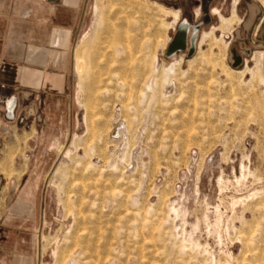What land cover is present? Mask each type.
<instances>
[{
    "label": "rangeland",
    "instance_id": "obj_1",
    "mask_svg": "<svg viewBox=\"0 0 264 264\" xmlns=\"http://www.w3.org/2000/svg\"><path fill=\"white\" fill-rule=\"evenodd\" d=\"M86 11L61 141H35L28 110L5 122L25 264H264V72L256 48L224 36L235 12L217 25L148 0ZM200 20L194 54L167 58L179 24Z\"/></svg>",
    "mask_w": 264,
    "mask_h": 264
},
{
    "label": "crops",
    "instance_id": "obj_2",
    "mask_svg": "<svg viewBox=\"0 0 264 264\" xmlns=\"http://www.w3.org/2000/svg\"><path fill=\"white\" fill-rule=\"evenodd\" d=\"M148 1L178 4L194 18L205 10L217 25L218 13L230 17L234 11L238 22L224 36L256 48L255 53L262 54L264 72V0H237L234 7V0ZM86 5L87 0H0V165L5 166V150L10 147L11 128L5 123L3 105L8 98L15 101V115L24 116L27 110L33 113L31 124L37 123L41 134L35 141H45V148L52 141H61L65 134L60 129L67 123L72 103L73 44L86 24ZM198 24L202 27L207 22L200 20ZM31 135L26 141L32 140ZM17 143L12 147L21 148ZM5 174L0 172V264H25L26 220L18 203L5 206L9 191L5 192V179L11 180Z\"/></svg>",
    "mask_w": 264,
    "mask_h": 264
},
{
    "label": "water",
    "instance_id": "obj_3",
    "mask_svg": "<svg viewBox=\"0 0 264 264\" xmlns=\"http://www.w3.org/2000/svg\"><path fill=\"white\" fill-rule=\"evenodd\" d=\"M200 27L201 26H199V24L195 26L186 23H182V24L180 23L179 27H177L175 33L172 36V39L169 42L165 56L169 58L176 53L185 52L188 32L189 30H191L193 34L189 40L191 46L187 54V57L190 58L195 51L196 37L198 32L200 31Z\"/></svg>",
    "mask_w": 264,
    "mask_h": 264
},
{
    "label": "built area",
    "instance_id": "obj_4",
    "mask_svg": "<svg viewBox=\"0 0 264 264\" xmlns=\"http://www.w3.org/2000/svg\"><path fill=\"white\" fill-rule=\"evenodd\" d=\"M10 101V102H9ZM4 105V118L5 121L11 122L15 119L16 105L14 100H7L3 102ZM20 123L24 122V119H19Z\"/></svg>",
    "mask_w": 264,
    "mask_h": 264
},
{
    "label": "bare ground",
    "instance_id": "obj_5",
    "mask_svg": "<svg viewBox=\"0 0 264 264\" xmlns=\"http://www.w3.org/2000/svg\"><path fill=\"white\" fill-rule=\"evenodd\" d=\"M233 21H234V19H231V20H228V19H224V20H223V19H222V25H223V27L226 28V27H228V26H231V24L233 23ZM210 33H211V32H210ZM125 39H126V38H125ZM126 41H127V39H126ZM126 47H127V45H126ZM119 48H120V47H119ZM124 48H125V47H124ZM124 48L121 47L122 50H123ZM126 50L129 51L130 49H129V48H128V49L126 48ZM115 52H116L117 54H120V53H122L123 51H121V50H119V49H116ZM129 52H130V51H129ZM114 55H115V54H114ZM128 55H129V54H128ZM129 56H130V59H131V55H129ZM104 57H105V56H104ZM258 59H259V60L262 59V54H260V55L258 56ZM127 60H128L129 62H131L129 59H127ZM261 61H262V60H261ZM124 62H125V61H124ZM252 62H253V61H252ZM258 62H259V61H258ZM121 64H122V63H121ZM126 65H127V64H126ZM129 65H130V63H129ZM129 67H130V66H129ZM127 68H128V66H127ZM127 68H126V70H129V69H130V68H129V69H127ZM257 70H258V72H259V66L257 67ZM247 71H248V70H247ZM133 77H134V76H133ZM131 78H132V77H131ZM9 102H10V101H9ZM86 117H87V116L84 117V118H85V119H84L85 123H87V119H88V118H86ZM85 123H84V124H85ZM64 155H65L66 157H69V156H70V152H69V151H65V152H64ZM65 156H64V157H65Z\"/></svg>",
    "mask_w": 264,
    "mask_h": 264
},
{
    "label": "flooded vegetation",
    "instance_id": "obj_6",
    "mask_svg": "<svg viewBox=\"0 0 264 264\" xmlns=\"http://www.w3.org/2000/svg\"><path fill=\"white\" fill-rule=\"evenodd\" d=\"M193 32L191 30H189L188 32V36H187V40H186V50H185V53L188 54L189 50H190V43H189V40L192 36ZM232 53H233V56H234V67H238L240 64H241V58L238 57V56H235V51L232 50Z\"/></svg>",
    "mask_w": 264,
    "mask_h": 264
}]
</instances>
